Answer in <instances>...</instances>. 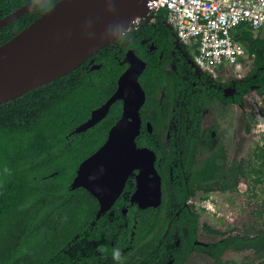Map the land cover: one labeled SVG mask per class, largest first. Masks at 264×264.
Here are the masks:
<instances>
[{
    "label": "trees",
    "instance_id": "1",
    "mask_svg": "<svg viewBox=\"0 0 264 264\" xmlns=\"http://www.w3.org/2000/svg\"><path fill=\"white\" fill-rule=\"evenodd\" d=\"M31 1L33 0H0V20ZM57 1L59 0H49L0 29V47L45 14ZM167 22L168 11L162 9L153 22L132 30L126 38L118 40L117 45L113 43L98 51L93 58L96 64L101 65L100 69H90L89 61H86L54 82L0 104V244L19 241L51 245L57 241L62 243L68 232L64 228L70 227L73 235L94 219L97 201L86 190L80 189L73 193L69 187L76 178L80 164L105 142L110 129L120 120L122 103L116 102L107 118L87 132H73L89 119L93 110L102 106L115 93L118 79L126 68L122 61L129 48L147 64L140 78L146 92V103L141 115L143 120L151 121L154 134L159 136L163 127L161 117H165L167 111L162 115V105L153 99V95L167 82L169 90L173 89L174 84L178 83L176 79L180 77V67L185 62L183 55L193 58L194 54L186 46L177 43L176 33L168 27ZM238 31L237 39L245 45L247 53L254 60L253 73L243 83L238 84L239 90L243 94L250 93L255 88L264 97V37L255 36L247 26L240 27ZM144 39L154 43V52H147V46L142 44ZM172 51H176L182 58V62L175 63L179 73L166 70L167 64L172 61ZM239 97L237 95L235 99L238 100ZM171 116L169 114L167 119ZM254 123L257 121L252 117L247 125L248 131ZM149 137L148 134L142 135L137 139L138 145L148 146L159 155L160 151H166L161 140L159 148L147 144ZM243 164L244 166L239 164L236 168L225 170L224 157L214 155L192 176L188 194L181 191L179 184L175 185L177 199L184 205V194L188 198L195 197L198 191L208 195L217 189L215 186L218 183H214V180L224 179L221 190L234 188L239 181H231L229 178L232 176L233 179L236 173L246 179L254 177L255 184L263 183L264 145L257 144L252 156L243 160ZM163 165L164 161L161 162L162 167ZM176 180L180 181L178 178ZM262 205L264 206V201ZM66 207H70L72 211L69 224L65 214L58 213ZM159 212L146 214L145 217L138 215L136 231L143 234L139 239L146 240L150 235L158 236L159 228L163 227V218ZM183 212L186 215L180 217L182 226L179 233L183 237L181 246H184V251L178 248L174 250V264H185L191 251L206 253L216 264H237L223 259L228 250H251L260 261L258 264H264V222L261 228L252 226L242 235H231L216 243L198 245L195 242L199 230V216L190 214L187 209ZM111 226L113 225H106L107 229ZM50 227L56 230L51 232ZM32 228H46L49 231L43 234L37 230L30 231ZM204 229L218 234V231L210 227L204 226ZM26 232L28 234L25 236ZM51 233H55V239ZM47 235L49 239L42 238ZM51 252L46 250L42 253L39 250L40 256H35L38 261L34 260L33 255L32 263L62 264L63 256H42ZM243 264L257 263L250 261Z\"/></svg>",
    "mask_w": 264,
    "mask_h": 264
},
{
    "label": "flooded vegetation",
    "instance_id": "2",
    "mask_svg": "<svg viewBox=\"0 0 264 264\" xmlns=\"http://www.w3.org/2000/svg\"><path fill=\"white\" fill-rule=\"evenodd\" d=\"M158 12L153 14V17H145L135 22L131 29L121 38H126L128 33L132 30L138 29L146 23L153 22L155 20V16L158 15ZM118 40L115 42V45L118 44ZM177 43L179 45H184L191 50V52L194 53L192 54L193 58H188L186 54L183 55L185 62L183 63V66L180 67L181 73H179V68L175 63L182 62V58L176 51H172V61L167 64L166 70L179 73L180 77L176 79V81L178 80V83L174 84V88L169 90L167 82L157 94L153 95V99L156 100L158 104L162 105V115L165 114V110L167 111L165 117H161L163 123L162 130L157 137L154 134V128L151 121L143 120L141 115V133L138 137L139 139L142 135L148 134L150 137L146 143L154 146L156 145L157 148H159V140H161L165 145L166 151H160L161 154L159 155L156 150L148 146H139L137 140L139 148H148L156 154L155 168L161 177L162 187L160 205L153 206L147 204V206H143V203H138L137 199H134V193L137 190L138 183L137 178L134 176L140 174L139 170L134 171V176L129 178L125 186V190L111 207L102 206L99 200L91 195L85 188L73 187L74 179L69 187L70 191L76 193L80 189H84L97 201V209L95 210L94 219L89 223V225L84 224L82 228H80V230L75 232L73 235H71L70 227L64 228V230L67 229L68 231L66 232L65 240L62 243H60L61 241L54 242V245L44 242L26 243L22 241L16 243H1L0 258L2 260H0V264H33L31 259H33L34 255V260L38 261L35 256H40L39 250L42 251V253L46 250L52 251L50 254L42 256H63L62 264H137L139 261L143 264H152V262H158L160 264H174V250L178 248V250L182 252L184 251V246H181L183 237L179 233V228L182 226L180 217L186 215L183 212L184 209H187V211H189L192 215L199 216V229L201 227L200 215L196 209V200H198L197 198L205 195L198 191L195 197L188 198V196H186L189 193V185L192 176L196 174L198 170L202 169L203 165L213 158L214 155H222L224 157L225 170L234 167L236 168L239 164L244 166L243 160L246 159H241L238 163L237 160H232L231 163H229L230 157L228 154L227 142L230 141L231 138L224 130V127L229 123L231 108L236 112H238L239 108L242 109V105L246 102L249 94L246 92L241 94V90H239L238 85L249 78L248 76H237L232 80L231 75L221 74L232 67L220 68L213 74L205 73L196 65L195 48L182 44L178 38ZM142 44L147 46V52H154L156 50L154 43L147 39H144ZM132 50V48H129L126 51L122 63H124L128 52ZM93 56L87 59V61H89L88 66H90V69L92 70H95L94 68L97 66H100L101 68L100 64L95 63ZM247 56L250 57L248 53ZM160 58H163V54L160 55ZM127 68L128 65L126 64L125 70ZM233 68H238V66H234ZM180 79H182L181 82L179 81ZM254 90L256 89L254 88L253 91ZM237 95H240L238 100L235 99ZM95 110H93L92 113ZM169 114H172V116L167 119ZM181 115L182 119L180 117ZM89 119L87 121H89ZM239 120L241 122H239ZM255 120L257 121L256 124L254 123L256 133L262 135L263 137L264 133L259 132L257 128L258 120ZM236 122H238L240 132L236 131L235 134L242 136L243 131H245L244 133L247 132L248 123L246 122L244 129L241 118H238ZM79 127L74 130V134L85 133L89 130L77 133L76 130ZM107 139L94 153H96L106 143ZM162 161H164L163 167L161 166ZM177 178L180 179V181H177ZM229 179L231 181H239L240 179L243 180V177L241 174L236 173L233 179L232 176H230ZM222 181L214 180L213 182L221 185L223 183ZM177 184L181 186V191L183 193H187L183 195L185 198L184 205H181V202L177 199L175 194V185ZM216 186L215 188L220 189V187ZM170 198H173V200L171 201ZM65 211L67 213L65 218L67 224H69L72 211H70V207H66ZM158 211H160L159 213L163 218V227L159 228L158 236L155 237L150 235L146 240L139 239L143 234L142 232L136 231L138 215L141 214L145 217L146 214L152 215V213H157ZM99 221H103V223L101 224ZM107 224L113 226L108 227L107 229ZM204 226L207 225H203L202 227L204 228ZM50 229L51 232L56 230L54 227H50ZM33 230H37L38 233L41 232L43 234H47V231H49V229L46 230V228H32L30 231ZM169 233L170 235H174L171 236V240L165 241L164 237H166ZM27 234L28 233L26 232L25 236ZM51 234L53 235V239H55V233ZM226 237L227 236H224L220 240ZM22 238L23 236L20 239ZM42 238L46 239L49 237L43 236ZM88 243L96 245V253L94 257H90L86 253L87 249L85 247ZM195 244L206 245L198 242V235ZM114 247L121 250V259L119 261L112 259L111 252ZM13 250L14 253H12ZM98 254L100 255L97 256ZM195 254L206 255V253L191 251L185 264Z\"/></svg>",
    "mask_w": 264,
    "mask_h": 264
},
{
    "label": "water",
    "instance_id": "3",
    "mask_svg": "<svg viewBox=\"0 0 264 264\" xmlns=\"http://www.w3.org/2000/svg\"><path fill=\"white\" fill-rule=\"evenodd\" d=\"M49 0H33L0 20V29L21 18ZM62 0L16 35L20 37L39 20L47 16ZM153 0H99L91 12L65 32L48 35L32 49L0 61V104L8 103L73 72L102 48L111 45L140 19L153 17ZM123 24L127 32L117 34L113 26ZM167 25L173 29L169 22ZM124 63L128 68L118 79L114 95L96 109L89 121L76 132H85L107 117L112 105L123 103L121 119L111 128L106 143L84 160L77 171L73 187H83L104 207H111L125 190L134 171L139 170L134 199L143 206L161 203V177L155 168L156 154L139 148L141 110L146 103V92L140 78L147 64L135 51H129ZM100 66L95 67L98 69Z\"/></svg>",
    "mask_w": 264,
    "mask_h": 264
},
{
    "label": "rangeland",
    "instance_id": "4",
    "mask_svg": "<svg viewBox=\"0 0 264 264\" xmlns=\"http://www.w3.org/2000/svg\"><path fill=\"white\" fill-rule=\"evenodd\" d=\"M264 37V30L259 34ZM253 73V58L246 56L238 64V68H230L229 70L221 74H229L232 76V80L237 76H250ZM264 106V97L259 96L256 90L248 94L247 100L242 105V109H238V112L232 110L229 116V123L224 127V130L230 135V141L227 142L229 163L232 160H237V163L241 159H249L257 144L264 145L262 135L256 133L254 124L251 130L246 133L243 131V135L239 136L235 134L236 131L240 132L238 126V118H241L243 127L246 122L250 123L252 117L256 119L255 107ZM182 107V106H181ZM182 119V115L180 116ZM236 122V123H235ZM239 122H241L239 120ZM177 127V126H176ZM245 129V127H244ZM216 187L221 185L217 184ZM216 189L214 192L197 198L196 209L200 215V229L198 233V242L201 244H211L220 240L224 236L244 234L247 228L254 226L255 228H261V224L264 222V182L255 184L254 177L243 180H239V184L234 188H228L226 191ZM256 194V197H254ZM206 198V199H205ZM171 201L173 198H170ZM26 205V204H25ZM66 208L58 213L66 216ZM207 225L218 231L216 233L207 232L202 226ZM170 233L164 237L165 241L171 240ZM48 236V235H47ZM49 237V236H48ZM49 239V238H46ZM86 253L90 257H94L96 253L95 244H87L85 247ZM98 254L97 256H99ZM227 262H236L237 264H243L244 262L254 261L257 264L260 262L257 260L256 255L251 250L236 251L228 250L223 258ZM137 264H143L140 261ZM152 264H160L154 263ZM186 264H216L213 259L204 254L193 255Z\"/></svg>",
    "mask_w": 264,
    "mask_h": 264
},
{
    "label": "built area",
    "instance_id": "5",
    "mask_svg": "<svg viewBox=\"0 0 264 264\" xmlns=\"http://www.w3.org/2000/svg\"><path fill=\"white\" fill-rule=\"evenodd\" d=\"M168 11L178 40L195 48L197 67L209 74L238 66L247 49L238 39L240 27L255 36L264 30V0H153V14ZM258 131L264 133V106L255 107Z\"/></svg>",
    "mask_w": 264,
    "mask_h": 264
},
{
    "label": "bare ground",
    "instance_id": "6",
    "mask_svg": "<svg viewBox=\"0 0 264 264\" xmlns=\"http://www.w3.org/2000/svg\"><path fill=\"white\" fill-rule=\"evenodd\" d=\"M99 0H62L47 16L39 20L20 37L0 50V61L24 53L50 35L61 34L91 12Z\"/></svg>",
    "mask_w": 264,
    "mask_h": 264
},
{
    "label": "clouds",
    "instance_id": "7",
    "mask_svg": "<svg viewBox=\"0 0 264 264\" xmlns=\"http://www.w3.org/2000/svg\"><path fill=\"white\" fill-rule=\"evenodd\" d=\"M127 26L123 24H118L113 26V31H115L117 34H123L127 32ZM7 171V169H5ZM111 256L113 260L119 261L121 259V250L119 248H113L111 252Z\"/></svg>",
    "mask_w": 264,
    "mask_h": 264
}]
</instances>
